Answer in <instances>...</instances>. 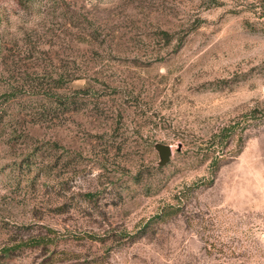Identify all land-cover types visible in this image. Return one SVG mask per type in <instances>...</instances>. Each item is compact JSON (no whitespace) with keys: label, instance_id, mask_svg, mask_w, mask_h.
Returning a JSON list of instances; mask_svg holds the SVG:
<instances>
[{"label":"rangeland","instance_id":"rangeland-1","mask_svg":"<svg viewBox=\"0 0 264 264\" xmlns=\"http://www.w3.org/2000/svg\"><path fill=\"white\" fill-rule=\"evenodd\" d=\"M0 264H264V0H0Z\"/></svg>","mask_w":264,"mask_h":264}]
</instances>
